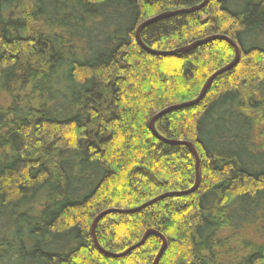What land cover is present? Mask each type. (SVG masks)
Here are the masks:
<instances>
[{"label": "trees", "instance_id": "16d2710c", "mask_svg": "<svg viewBox=\"0 0 264 264\" xmlns=\"http://www.w3.org/2000/svg\"><path fill=\"white\" fill-rule=\"evenodd\" d=\"M0 0V264H264V0ZM199 175L196 177V158ZM196 184V185H195ZM99 247L127 255H105Z\"/></svg>", "mask_w": 264, "mask_h": 264}, {"label": "water", "instance_id": "95a60500", "mask_svg": "<svg viewBox=\"0 0 264 264\" xmlns=\"http://www.w3.org/2000/svg\"><path fill=\"white\" fill-rule=\"evenodd\" d=\"M206 0H204L201 4L199 5H196V6H193V7H190L188 9H185V10H177V11H173V12H168V13H163V14H158L156 16H153L151 18H148L146 20H144L143 22H141L139 24V26L137 27L136 31H135V40L136 42L146 51L150 52V53H153V54H157V55H173V54H176L178 52H187L191 49H194L202 44H205L211 40H215V39H223L227 42H229L233 48H234V52H235V56L233 58V60L228 63L227 65L223 66L222 68L216 70L214 73H212L206 80V82L204 83L203 85V88L201 89L200 93L198 94V96L194 99V100H191V101H188V102H184L182 104H179V105H174V106H170V107H167L161 111H159L157 114H155L149 121V126H150V129L152 130L153 134L155 136H157L158 138L166 141V142H171V143H184V144H187L186 142H177V141H173V140H165L163 139L160 135H158L153 127V121L155 119H157L158 117H160L161 115L165 114L166 112L170 111L171 109H174V108H177V107H182V106H189V105H192V104H195L196 102H198L202 96L204 95V93L206 92L207 88L209 87V85L211 84L212 80L219 74L231 69L233 66H235V64L237 63L238 61V57H239V50H238V47L237 45L233 42V40H231L229 37L225 36V35H222V34H213V35H209L205 38H202V39H199V40H195L194 42L190 43L189 45L187 46H184L183 48H179L177 50H171V51H159V50H153V49H150V48H147V46H145L143 44V42L141 41L140 39V36H139V33H140V30L145 26L147 25L148 23L150 22H153V21H156L158 19H161V18H164V17H167V16H171V15H174L176 13H180V12H188V11H194V10H198L200 9L202 6H204ZM193 150V149H192ZM193 153L195 155V158H196V177L198 179V175H199V169H198V159H197V155L195 153V151L193 150ZM196 185V184H195ZM195 188L192 187L191 189L189 190H185V191H180V192H170V193H165V194H162V195H159L135 208H129V209H118V208H107V209H104L102 211H100L93 219L92 221V225H91V235H92V238H93V242L94 244L97 246V248H99V250H101L105 255L107 256H110V257H114V258H118V257H122V256H125L127 255L130 251H132L133 249L141 246L147 235L152 232V231H147L145 232V234L142 236V238L135 244L129 246L128 248H126L124 251L122 252H108V251H105L103 249H101L96 241V238H95V234H94V229H95V225L96 223L98 222L99 219H101L103 216L107 215V214H110V213H132V212H136L138 211L139 209L147 206V205H150L160 199H162L163 197H166V196H172V195H184V194H187L191 191H193ZM155 234H157L158 236L161 237L162 239V244H161V247L160 249L158 250L152 264H157L158 260L160 259L163 251L165 250V246H166V241H165V238L159 234L158 232H154Z\"/></svg>", "mask_w": 264, "mask_h": 264}, {"label": "rangeland", "instance_id": "374dc122", "mask_svg": "<svg viewBox=\"0 0 264 264\" xmlns=\"http://www.w3.org/2000/svg\"><path fill=\"white\" fill-rule=\"evenodd\" d=\"M0 225H1V222H0Z\"/></svg>", "mask_w": 264, "mask_h": 264}]
</instances>
